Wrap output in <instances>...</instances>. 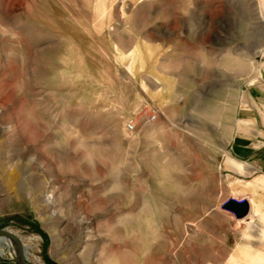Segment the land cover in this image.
Listing matches in <instances>:
<instances>
[{"label": "rangeland", "instance_id": "rangeland-1", "mask_svg": "<svg viewBox=\"0 0 264 264\" xmlns=\"http://www.w3.org/2000/svg\"><path fill=\"white\" fill-rule=\"evenodd\" d=\"M262 57L264 0H0V229L29 263L264 264L227 156Z\"/></svg>", "mask_w": 264, "mask_h": 264}, {"label": "crops", "instance_id": "crops-1", "mask_svg": "<svg viewBox=\"0 0 264 264\" xmlns=\"http://www.w3.org/2000/svg\"><path fill=\"white\" fill-rule=\"evenodd\" d=\"M227 156L241 163L247 173L254 174L256 177L264 176V57L260 61V70L256 81L243 92L240 106L236 112ZM230 171L240 175L232 169ZM257 198L260 208L264 212V192L260 189ZM243 200L249 204V199L242 198L236 201ZM256 224L258 230L264 228V224L260 220ZM254 241H256V246ZM248 242L251 252L264 254V241L261 240L258 231L248 239Z\"/></svg>", "mask_w": 264, "mask_h": 264}, {"label": "water", "instance_id": "water-1", "mask_svg": "<svg viewBox=\"0 0 264 264\" xmlns=\"http://www.w3.org/2000/svg\"><path fill=\"white\" fill-rule=\"evenodd\" d=\"M223 209L232 212L236 218L241 219L249 213V204L247 201H236L229 199L223 204ZM0 238H6L12 241L15 248V264H41L29 263L26 256L25 246L21 239L10 232L8 229H0Z\"/></svg>", "mask_w": 264, "mask_h": 264}, {"label": "built area", "instance_id": "built-area-1", "mask_svg": "<svg viewBox=\"0 0 264 264\" xmlns=\"http://www.w3.org/2000/svg\"><path fill=\"white\" fill-rule=\"evenodd\" d=\"M157 117V111L154 109H150L147 113V115L145 116L144 122L145 123H152L155 121ZM125 129L126 131L132 132L135 130V124L133 122H128L125 124Z\"/></svg>", "mask_w": 264, "mask_h": 264}, {"label": "bare ground", "instance_id": "bare-ground-1", "mask_svg": "<svg viewBox=\"0 0 264 264\" xmlns=\"http://www.w3.org/2000/svg\"><path fill=\"white\" fill-rule=\"evenodd\" d=\"M23 243V242H22ZM7 245L10 249H11V253H12V255L15 257V248H14V245H13V243H12V241L11 240H9V239H6V238H0V254H2V248H1V245ZM24 245V244H23ZM6 246V247H7ZM25 246V245H24ZM25 249H26V247H25Z\"/></svg>", "mask_w": 264, "mask_h": 264}, {"label": "trees", "instance_id": "trees-1", "mask_svg": "<svg viewBox=\"0 0 264 264\" xmlns=\"http://www.w3.org/2000/svg\"><path fill=\"white\" fill-rule=\"evenodd\" d=\"M46 238V237H45ZM44 261H45V264H54L53 262H51L49 259H47V258H45L44 259Z\"/></svg>", "mask_w": 264, "mask_h": 264}]
</instances>
